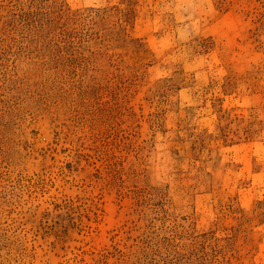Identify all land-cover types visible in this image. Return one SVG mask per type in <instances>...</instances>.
Masks as SVG:
<instances>
[{
    "label": "rangeland",
    "instance_id": "1",
    "mask_svg": "<svg viewBox=\"0 0 264 264\" xmlns=\"http://www.w3.org/2000/svg\"><path fill=\"white\" fill-rule=\"evenodd\" d=\"M0 264H264V0H0Z\"/></svg>",
    "mask_w": 264,
    "mask_h": 264
}]
</instances>
